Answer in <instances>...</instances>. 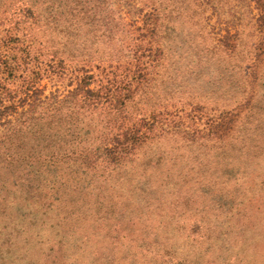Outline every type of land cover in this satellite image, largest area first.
Instances as JSON below:
<instances>
[{"label":"rangeland","instance_id":"rangeland-1","mask_svg":"<svg viewBox=\"0 0 264 264\" xmlns=\"http://www.w3.org/2000/svg\"><path fill=\"white\" fill-rule=\"evenodd\" d=\"M173 1L53 0L46 13L19 17L14 10L22 1L0 0L14 8L0 11V52L29 45L46 52L36 63L21 64L15 78L0 79L22 97L15 111L0 115V152L8 145L30 147L32 135L42 131L45 141L56 139L57 130L74 131L77 121L88 139L81 156L92 177L126 178L128 185L111 192H138L136 200L104 203L108 217L68 228L49 194L26 185L18 203L0 207V264L5 258L12 264H106L126 246L125 261L141 249L165 264H182L194 245L214 251L219 264H248L264 251V31L257 22L264 0H183L205 25L203 46L216 50L200 63L178 61L188 50L177 44L167 43L169 57L160 58L161 43L149 24L160 21L159 34L176 28L163 18ZM22 18L25 24L15 27ZM17 36L24 43H16ZM223 59L232 61L228 89L216 79ZM103 86L85 96L86 89ZM130 94L135 98L121 107ZM104 97L105 107H97L95 99ZM223 158L234 165L230 173L221 172ZM228 180L250 198L235 206Z\"/></svg>","mask_w":264,"mask_h":264},{"label":"trees","instance_id":"trees-1","mask_svg":"<svg viewBox=\"0 0 264 264\" xmlns=\"http://www.w3.org/2000/svg\"><path fill=\"white\" fill-rule=\"evenodd\" d=\"M21 1L20 9L17 8L18 6L16 5L14 10L17 11L16 9H18L17 13L19 17L23 16L22 13L26 16L30 15L32 17H37L54 7V5H52L53 0H20V2ZM172 6L173 8L169 14L163 18L166 24L173 23L177 26L176 28L172 31L169 29L170 31L166 32V34H159L157 28L161 22L156 21L149 24V26L151 25L149 30L153 33L151 35L157 36L155 39H158L161 43L160 58L165 60L169 57L165 54L166 51H164L165 45L168 43L169 47L177 44L188 50L176 56L178 61L200 63L208 58L212 59L211 54H214L216 50L214 51L213 48H211L213 50L207 49L206 46H203L204 40L207 38L205 25L201 26V24H198L197 17L194 14L188 13L183 0L173 1ZM262 7L263 12L258 17L257 22L259 28L264 31V5ZM0 8V11L3 13L8 9H14L11 3L8 5V2L0 5ZM11 13V15H15L16 12L11 11ZM22 19L23 20L18 19V21L14 23V26L25 24V19ZM158 34L161 37L164 36L162 37L163 40L158 38ZM14 41L18 44L24 43V38L21 39L17 36L14 38ZM10 50L16 53L11 54L7 52V54H2V52H0V79H4L5 77L6 80L7 76H3L5 74L15 78L21 64H28L30 62L36 63V61L46 53L45 50L42 49H33L31 45L25 48H17L15 46L9 48V51ZM20 52H23V54L20 55ZM206 64H208V62ZM231 65L232 61L230 59H223L222 73L216 78L218 83L222 82L223 84L227 82V86H225L227 89L232 87V83H234L233 75L231 74L233 67ZM33 73L37 74L36 70H34ZM228 78L230 81H228ZM106 87L107 86H103L99 90H90L88 88L84 91L85 96L90 97V95H97ZM29 91L30 89L26 91L27 97L30 96ZM18 95L19 90H9L4 85L0 84V103H2L0 115L17 109L18 105H20V99H22V97ZM134 98V94L127 96L124 101L121 102V107L125 108L128 106ZM106 99L108 98L104 97L102 101L100 99H95L94 102L97 104V107H105V105H101V103L106 101ZM237 115L238 114H235V118L232 122L233 128L235 124H237ZM76 123L78 122H74L75 128L77 129L74 131L64 133L63 130H57L59 134L56 139L45 141L46 132L42 131L39 136L32 135V138L36 140L32 141L30 147L25 145V148L19 149L8 145L1 150L0 207L4 208L14 203V201H19V199L23 197V195H20L24 193L26 185H37L40 189L48 193L50 199L58 206L61 224L66 225L68 228H80L90 225L95 217H108L109 211H106L105 208L109 205L103 206L104 203L108 202L111 203L110 205L116 206L118 202L125 199L133 198L136 200L138 192H132L126 189L122 191L115 190L112 193L110 190L116 189L119 185H128V179H115V175L113 174L100 175L103 176L102 179H95L92 177V174H90L91 167H85L83 157L81 156L88 151V139L86 135L78 131L79 129L83 130V128H80ZM24 131L25 130H23L22 133L25 136L26 132ZM39 140H43V142L41 143ZM28 143V141H25V144ZM223 160L224 167L221 172H223V174L230 173L232 167L230 168L228 165L234 166L233 163L229 160L225 161V158H223ZM224 186L228 188L227 195L230 197V201L233 203L237 202L235 206H239L242 202L241 200L244 199L245 196L250 198V195L247 194L248 190H246V192H240L238 190V182L233 184L232 180H228L224 183ZM20 191H22L21 194L18 193ZM252 199L254 200L255 198ZM253 200L248 199V201H252L250 202L251 204H249L251 210L255 207H253L255 204ZM230 209V211H232L233 207L231 206ZM228 220L230 222V218ZM130 249L131 246H126L124 252L120 256L117 258L115 257L106 264H165V262L159 260L158 256L141 249L133 254L131 260L125 261L124 254L130 252ZM186 250L185 252L183 251L185 255L182 258V264H219L214 251L205 248V246H200L198 248L197 245H194V249L189 250L187 248ZM260 251L248 264H264V251ZM5 263L12 264V259L5 258ZM65 264H70V261L69 263L65 262Z\"/></svg>","mask_w":264,"mask_h":264}]
</instances>
